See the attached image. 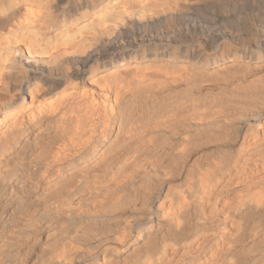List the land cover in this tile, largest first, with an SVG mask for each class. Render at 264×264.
I'll use <instances>...</instances> for the list:
<instances>
[{
  "label": "bare ground",
  "instance_id": "obj_1",
  "mask_svg": "<svg viewBox=\"0 0 264 264\" xmlns=\"http://www.w3.org/2000/svg\"><path fill=\"white\" fill-rule=\"evenodd\" d=\"M0 264H264V0H0Z\"/></svg>",
  "mask_w": 264,
  "mask_h": 264
}]
</instances>
